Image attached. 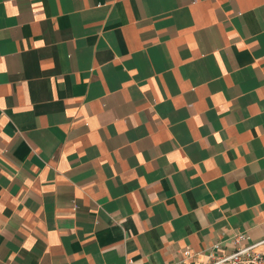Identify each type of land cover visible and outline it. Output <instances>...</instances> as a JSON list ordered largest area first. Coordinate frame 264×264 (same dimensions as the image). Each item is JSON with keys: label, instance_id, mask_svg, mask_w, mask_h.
<instances>
[{"label": "crops", "instance_id": "crops-1", "mask_svg": "<svg viewBox=\"0 0 264 264\" xmlns=\"http://www.w3.org/2000/svg\"><path fill=\"white\" fill-rule=\"evenodd\" d=\"M236 233L264 255V0H0V264Z\"/></svg>", "mask_w": 264, "mask_h": 264}, {"label": "built area", "instance_id": "built-area-1", "mask_svg": "<svg viewBox=\"0 0 264 264\" xmlns=\"http://www.w3.org/2000/svg\"><path fill=\"white\" fill-rule=\"evenodd\" d=\"M234 250L230 253H221L223 246L217 242L206 252V261L200 264H264V255L256 250L261 242H250L244 233H236L232 236ZM188 257L193 256L190 248L184 251Z\"/></svg>", "mask_w": 264, "mask_h": 264}]
</instances>
